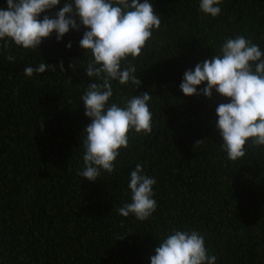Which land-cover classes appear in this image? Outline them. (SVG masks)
I'll return each mask as SVG.
<instances>
[{"label":"trees","instance_id":"trees-1","mask_svg":"<svg viewBox=\"0 0 264 264\" xmlns=\"http://www.w3.org/2000/svg\"><path fill=\"white\" fill-rule=\"evenodd\" d=\"M65 2L39 19L54 18ZM150 2L160 27L138 57L122 62L135 66L141 85L112 81L108 104L124 107L149 92L152 131H130L115 170L95 182L79 175L91 122L81 97L94 80L84 75L91 53L79 46L87 29L70 28L59 42L53 32L38 49L9 41L5 50L0 41V264H150L158 243L177 230L199 232L215 264H264V146L249 140L245 155L230 161L215 126V109L228 99L179 88L184 72L229 38L244 36L264 53V0H222L216 17L200 11L201 0ZM43 62L57 70L24 75ZM137 163L156 180L157 207L145 221L118 213L131 203Z\"/></svg>","mask_w":264,"mask_h":264},{"label":"clouds","instance_id":"clouds-1","mask_svg":"<svg viewBox=\"0 0 264 264\" xmlns=\"http://www.w3.org/2000/svg\"><path fill=\"white\" fill-rule=\"evenodd\" d=\"M221 2L201 0L199 9L205 16L216 17L221 12ZM60 3L61 0H6V9L0 10V41H4L5 50L9 41L24 49H38L53 32L59 42L70 28L79 31L82 25L87 29L79 46L84 54L86 50L91 53L84 75L94 80L88 83L81 97L84 115L91 122L82 132L83 168L79 175L95 182L102 171L111 174L115 170L113 162L119 149L128 147L130 131L136 134L152 131L149 92L133 95L124 107L108 102L113 96L112 81L121 85L130 83L133 89L141 85L135 66L128 63L122 68V62L129 56L135 59L140 55L153 29H159L161 20L150 0H71L63 4L54 18L44 15L39 19L42 13ZM75 18L79 19V25ZM66 47L71 48V43ZM262 57L260 47L244 36L229 38L219 54L185 71L179 85L184 96L202 94L210 99L215 90L228 99L229 102L215 109V126L223 140L220 147L230 161L245 155L249 140L253 146H264ZM5 58L15 61L14 55ZM58 67L64 71L62 62ZM50 68L57 70V66L43 62L35 68L26 67L24 75L31 77L34 72L42 74ZM201 84L205 86L198 92L197 86ZM155 183V178L145 175L142 165L137 163L128 183L131 203L119 208V215L131 214L139 221L147 220L157 207L152 198ZM119 239L122 238L116 240ZM154 251L150 264H215L216 261L214 255L207 254L204 237L195 230L167 234Z\"/></svg>","mask_w":264,"mask_h":264}]
</instances>
